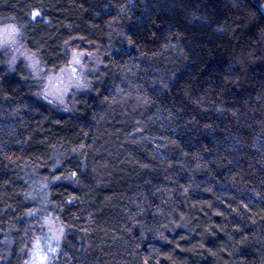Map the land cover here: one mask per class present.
Wrapping results in <instances>:
<instances>
[{
	"label": "trees",
	"instance_id": "trees-1",
	"mask_svg": "<svg viewBox=\"0 0 264 264\" xmlns=\"http://www.w3.org/2000/svg\"><path fill=\"white\" fill-rule=\"evenodd\" d=\"M0 24L47 72L102 57L62 108L0 52V264L46 216L51 264H264V0H0Z\"/></svg>",
	"mask_w": 264,
	"mask_h": 264
},
{
	"label": "rangeland",
	"instance_id": "rangeland-1",
	"mask_svg": "<svg viewBox=\"0 0 264 264\" xmlns=\"http://www.w3.org/2000/svg\"><path fill=\"white\" fill-rule=\"evenodd\" d=\"M33 13L38 14L33 16ZM33 13V19L40 17L38 11ZM0 52H6L12 64L18 60H24L33 77L42 83V97L62 108L67 107L72 93L88 89L91 85L89 75L99 72L102 68V57L83 47L75 46L70 52L66 66L55 73L47 72L40 61L27 50L20 39L19 29L13 24H0ZM32 232L35 243L27 264H39L40 256L47 251L49 244L56 248L54 255L49 253L52 260L58 254L65 235L63 225L56 217L46 216L34 224ZM54 234L59 236L58 242L50 239ZM37 241H39V247H37Z\"/></svg>",
	"mask_w": 264,
	"mask_h": 264
},
{
	"label": "snow or ice",
	"instance_id": "snow-or-ice-1",
	"mask_svg": "<svg viewBox=\"0 0 264 264\" xmlns=\"http://www.w3.org/2000/svg\"><path fill=\"white\" fill-rule=\"evenodd\" d=\"M37 14L38 13H33V16H35ZM13 31H15V30H13ZM71 175L74 177L75 173H72ZM50 239L52 241L58 242L59 236L54 234ZM37 247H39V241H37ZM49 253H51L52 255H54L56 253V248L52 247L51 244L48 245L47 251L43 255L40 256L39 264H45L46 261H47V264H51Z\"/></svg>",
	"mask_w": 264,
	"mask_h": 264
}]
</instances>
